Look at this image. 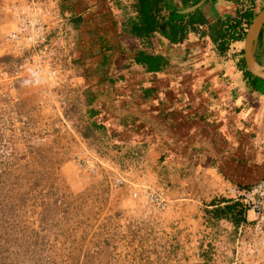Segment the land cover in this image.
<instances>
[{
	"label": "rangeland",
	"instance_id": "obj_1",
	"mask_svg": "<svg viewBox=\"0 0 264 264\" xmlns=\"http://www.w3.org/2000/svg\"><path fill=\"white\" fill-rule=\"evenodd\" d=\"M36 1H46L48 11L58 10L69 17L65 0ZM28 2L31 0H0V264H264V244L258 245V255L253 257L238 254V235L229 221L212 220V202L197 206L188 200L190 206L182 205L185 201L174 203L171 182L165 185L150 175L148 150V167L137 187L139 196H134L139 192L134 185H112L109 174L115 159L105 144V132L95 127L94 120L81 116L95 98L86 81L92 84L89 87L98 85L96 93L110 99L114 97L110 89L124 81L123 67H129V60L107 58L90 72L88 60L108 52L103 48L108 43L96 35L83 38L79 33L72 50L78 90L74 85L50 89L45 83L36 84L9 41L17 26L16 11ZM97 2L107 23L115 6L122 5L127 16L132 12L137 16L131 0ZM177 2L169 0L172 9L179 7ZM162 15L168 16V11ZM235 45L226 50V65L239 73L243 71L232 66ZM109 52L112 56V50ZM24 80L29 82L22 85ZM242 83L247 93L249 82L244 74ZM124 124L129 130L131 122ZM136 127L139 133L151 128L145 121ZM83 153L103 160L105 170L99 175L80 172L75 162ZM164 162L162 157L157 160L155 174ZM142 186L150 193L164 192L168 207L161 209L147 201Z\"/></svg>",
	"mask_w": 264,
	"mask_h": 264
},
{
	"label": "crops",
	"instance_id": "obj_2",
	"mask_svg": "<svg viewBox=\"0 0 264 264\" xmlns=\"http://www.w3.org/2000/svg\"><path fill=\"white\" fill-rule=\"evenodd\" d=\"M177 1L176 11L188 14L198 10L206 24L189 33L182 44L174 45L158 33L147 41L125 34L124 25L135 16L133 12L127 16L122 5L112 9L114 15L107 23L97 0H65L76 37L91 34L108 43L103 44L108 52L88 60L90 72L107 58L114 62L124 56V61L129 60V67H123L124 81L110 89V96H114L110 99L98 95L99 86L89 87L92 84L85 80L87 90L94 89L95 98L83 113L114 144L146 142L154 181L157 176L153 168L162 157L170 172L174 203L188 200L194 206L208 205L221 196L226 198L234 186H251L264 178V94L253 91L251 84L245 93L243 72L234 73V67L226 65L228 53L221 52V39L213 31L248 9V0H197L186 7L182 0ZM262 11L264 0H256L253 12L258 15ZM234 44L238 48L232 66L240 69L244 43ZM141 51L164 58L165 66L148 72L135 63ZM256 58L264 67V35L261 40L259 37ZM226 77L233 81L222 80ZM179 113L183 114L180 118ZM143 121L151 127L147 133L125 128L124 123Z\"/></svg>",
	"mask_w": 264,
	"mask_h": 264
},
{
	"label": "built area",
	"instance_id": "obj_3",
	"mask_svg": "<svg viewBox=\"0 0 264 264\" xmlns=\"http://www.w3.org/2000/svg\"><path fill=\"white\" fill-rule=\"evenodd\" d=\"M44 2L31 0L27 6L16 11L17 26L9 35L12 52L20 56V64L27 69L28 73L36 71L40 74V83L33 80L36 84L45 83L50 89L63 88V85H74L75 90H78L76 89L77 80L73 75L74 57L72 50L75 45L73 22L70 17L66 19L65 16H61L58 10L48 11L49 9L45 8ZM135 4L136 0H131L132 7ZM243 27H247L245 23ZM77 96H80L79 93ZM82 116L87 118L85 113ZM137 124L138 122L131 123L129 128L131 130L139 129L136 127ZM105 139V144L109 145L107 148L114 153L112 159H115L114 163L113 160H110L114 167L112 173L109 174L112 185L117 187L125 186L128 183L138 189L137 187L140 186L138 182L143 177V171L147 167L146 152L148 147L142 142L129 146L114 144L107 138ZM102 153L103 151L99 154ZM84 154L78 155L75 162L80 172L87 175H99L105 170L103 160L94 159L90 155L84 156ZM166 166V164L161 163L158 167L160 172L158 175L156 174V178H159L165 185L170 183V172L167 171ZM141 189L146 195L147 201L161 209L168 207L169 203L164 192L158 190L150 193L143 186ZM140 191L135 192L134 196H139ZM226 198L232 202L241 203L245 210L246 221L238 227L232 223L238 235L236 244L239 246L238 254L251 257L254 254L258 255L256 252L258 245L264 244V178L248 187L234 186ZM247 231L248 234L245 236ZM243 233L244 236H242Z\"/></svg>",
	"mask_w": 264,
	"mask_h": 264
},
{
	"label": "trees",
	"instance_id": "obj_4",
	"mask_svg": "<svg viewBox=\"0 0 264 264\" xmlns=\"http://www.w3.org/2000/svg\"><path fill=\"white\" fill-rule=\"evenodd\" d=\"M197 0H182L186 7ZM216 1V0H212ZM232 1V0H229ZM256 0H248L249 7L244 12L237 13L235 19L228 20L223 28L218 25L217 30H213L218 38L221 39V52L226 51L229 46L236 42H242L245 38V23L247 27L251 25L257 14L253 12V6ZM134 9L137 13L135 18H129L124 25V33L139 40H150L156 33L166 38L169 43L177 45L182 44L189 33L197 32L200 26L206 24V20L198 10L192 13H183L172 9L169 0H136ZM163 11H168V16L164 17ZM223 28V30H222ZM264 35L262 30L260 40ZM215 36H213V40ZM243 56V51L241 52ZM135 63L143 66L148 72H158L165 66L164 58L147 54L141 51L135 57ZM239 68L243 71L244 78L251 84L253 91L264 94V82L253 77L246 69L244 58L239 62ZM224 204V205H222ZM211 206L215 208L212 212V220H227L238 227L245 222V210L239 202L228 201L224 198H217ZM209 212V211H208Z\"/></svg>",
	"mask_w": 264,
	"mask_h": 264
},
{
	"label": "water",
	"instance_id": "obj_5",
	"mask_svg": "<svg viewBox=\"0 0 264 264\" xmlns=\"http://www.w3.org/2000/svg\"><path fill=\"white\" fill-rule=\"evenodd\" d=\"M199 6V5H198ZM194 7L195 9L198 7ZM190 10H193L190 8ZM264 27V11L259 13L252 21L244 41V61L247 71L255 78L264 82V67L256 58V49L260 33Z\"/></svg>",
	"mask_w": 264,
	"mask_h": 264
},
{
	"label": "clouds",
	"instance_id": "obj_6",
	"mask_svg": "<svg viewBox=\"0 0 264 264\" xmlns=\"http://www.w3.org/2000/svg\"><path fill=\"white\" fill-rule=\"evenodd\" d=\"M238 2H240V1H238ZM241 3V2H240ZM242 4V3H241ZM134 8V7H133ZM236 17H237V15H236ZM235 17V18H236ZM234 18V19H235ZM256 18V17H255ZM243 27V26H242ZM249 27H250V25H249ZM249 27H246L245 29V33L247 34V31H248V29H249ZM245 37H246V35H245ZM244 41H245V38H244ZM244 41H242L243 43H244ZM29 75L31 76V78L36 82V83H40V74L38 73V72H36V71H32V72H30L29 73ZM29 81L28 80H24V81H22L21 83H22V85L23 84H26V83H28ZM87 115V114H86ZM87 117H89V120L91 119V117L90 116H88L87 115ZM92 120V119H91ZM239 187V186H238ZM248 187V186H247ZM242 188V187H241ZM227 200V199H226ZM215 206H211V208H214Z\"/></svg>",
	"mask_w": 264,
	"mask_h": 264
}]
</instances>
